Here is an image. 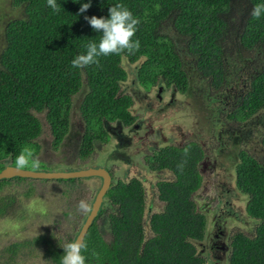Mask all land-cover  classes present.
I'll return each instance as SVG.
<instances>
[{
    "label": "trees",
    "instance_id": "trees-1",
    "mask_svg": "<svg viewBox=\"0 0 264 264\" xmlns=\"http://www.w3.org/2000/svg\"><path fill=\"white\" fill-rule=\"evenodd\" d=\"M261 2L91 0V7L78 14L76 0H57L61 4L58 13L47 6V0H12L22 13L7 20L0 49V171L27 147L34 150L33 157L38 153L44 126L40 115L49 127L53 148L61 145L71 127L75 95L81 97L77 111L84 125L78 143L82 160L94 152L95 143L108 141V122L132 123V98L123 93L120 84L127 78L121 62L124 58L130 63L139 61L136 75L143 87L164 82L185 93L191 67L200 80L218 91L212 98L216 100L213 107L217 119L227 127L225 132L214 134L215 142L201 144L191 139L182 145H164L145 157L149 170L172 173L170 180L156 182L157 198L164 206L148 218L144 217L142 180L112 181L83 237L88 246L86 264H203L206 259L197 254L195 242L203 239L206 217L196 208L194 193L202 183L200 162L207 151L219 147L230 152L238 149L235 189L245 195L246 214L257 221L251 234L236 231L230 236L228 263L264 264V124L259 120L262 128L255 134L247 129L264 114V16L257 19L252 15ZM118 3L140 21L133 37L140 41L139 49L73 68L71 61L100 37L84 17H107L109 7ZM242 72L246 75L241 76ZM222 135L227 139H221ZM255 136L261 154L248 147ZM29 179L33 178L0 179V221L22 216L24 208L16 191L4 190ZM72 179L76 178L57 180ZM63 196L58 208H63ZM91 202L92 198L85 211L68 204L64 209H76V216H82L84 222ZM77 204L76 199L73 205ZM68 210H61V215H68ZM77 233H41L10 242L0 248V264L21 263L24 249L30 246L43 248L50 264H60L61 247Z\"/></svg>",
    "mask_w": 264,
    "mask_h": 264
},
{
    "label": "rangeland",
    "instance_id": "rangeland-1",
    "mask_svg": "<svg viewBox=\"0 0 264 264\" xmlns=\"http://www.w3.org/2000/svg\"><path fill=\"white\" fill-rule=\"evenodd\" d=\"M11 2L12 0H0V49L4 42V25L7 20L20 17L22 13ZM121 62L127 71V79L122 83V89L135 98L131 112L137 115V121H140L141 128L139 129L137 126L123 128L118 123L109 124V140L107 143L97 142L95 152H98L100 156L103 155L104 158L107 153H113L116 148L115 159L111 162V166L119 170L116 171L117 174H122V168H129L131 175L144 176L146 189L144 216L148 218L151 211H157V208L162 207V203L158 200L155 189H153L154 181L161 177L171 178V174L165 172L156 177V173L149 171L145 157L151 154L152 150L163 145H182L191 139H196L201 144L215 142L214 134L225 132L227 127L216 117L217 109L213 107L216 100L207 94H210L208 84L200 80L191 67H188L189 89L185 93H179L174 87H165L163 83H158L147 89L139 87L136 75L139 61L130 63L124 58ZM240 75H246V73L242 72ZM159 86H163L160 92ZM159 96H161V100ZM79 98L81 97L78 94L72 99L74 105L70 117L71 127L67 139L57 148H53L49 128L43 116L40 115L44 123L43 132L38 138L40 149L34 157L30 156L31 165L22 169L50 172L70 171L79 168L70 163L74 162L75 155L73 156V153L75 152L73 151L74 144L71 145L69 142V140L78 139L84 128L77 111ZM259 120L264 124V114L258 115L251 127L246 126L248 130H254L252 134L262 128ZM112 130H116L119 136H114L113 132L115 133V131ZM224 135L221 136V139L225 137L226 140L227 137ZM256 139L257 136L249 141L248 147L261 154ZM122 140H124L123 147L117 148L116 144ZM236 150L238 149L234 148L232 152L223 150L221 154L210 153V162L206 163L202 170V187L194 195V200H197L198 207L206 217L202 243L207 246L211 238L215 236L217 228H224L230 239V236L236 231L251 234L257 224V221L250 218L245 212V195L235 189ZM24 152L33 154L34 150L27 147ZM10 165L17 167L16 159L10 161ZM77 183L78 188L67 190V194L66 190L61 189L62 187L73 188ZM99 187L98 179L90 180L84 177L70 181L29 179L24 184H10L4 192L7 190L16 191L24 212L17 219L0 221V248L10 242L26 240L41 233L55 232L59 236L74 235L79 231L83 217L76 216V209L68 210V208L64 209V206L69 205L71 208L76 206L78 211H85V209H80V203L84 202L87 206L93 193L97 192ZM226 189L232 192L229 196L226 194ZM63 194H66L65 198ZM62 196L63 208H58L62 202ZM76 199L78 204L73 205V201L76 202ZM61 210L65 212L68 210V215H61ZM230 210L231 212H229ZM102 225L108 230L107 221H103ZM195 244L198 252H206L208 247L203 248L205 250L202 251L198 242ZM24 252L26 255L22 254L23 259L19 264H50L43 255V248L30 246L26 247ZM216 259L208 257L206 264H216ZM226 259L227 256L220 263L228 264Z\"/></svg>",
    "mask_w": 264,
    "mask_h": 264
},
{
    "label": "clouds",
    "instance_id": "clouds-1",
    "mask_svg": "<svg viewBox=\"0 0 264 264\" xmlns=\"http://www.w3.org/2000/svg\"><path fill=\"white\" fill-rule=\"evenodd\" d=\"M76 2L80 4L78 14L85 13L86 10L91 7V0H88V2L86 3L83 2V0H76ZM47 6L51 8L54 13H58L61 9V4H58L57 0H47ZM252 15L257 19L264 16V0H262L261 3L257 4L253 8ZM84 19L95 32L100 33V37L98 40L90 41L86 45L85 52L77 55L71 61L73 68L82 69L92 64H98L99 58L102 56H109L113 54L118 55L125 50L139 49L140 41L138 39L134 40L133 37L137 31V26L140 21L124 4L118 3L114 6L109 7L107 17L101 16L98 18L97 16L93 15L91 17L85 16ZM123 82L120 83L121 87ZM158 83L164 84V82H157L155 85H157ZM138 84L141 85L139 82ZM164 86L167 87L165 84ZM211 87L212 86H209V95L211 98H216V93H218V91L212 89ZM162 88L163 86H159V92L162 90ZM30 156V152H22L21 154H19L16 158L17 167L24 168L26 166H30ZM79 207L81 210H84L87 206L84 202H81ZM87 247V243L83 238L67 241L61 247L63 249V254L60 256V264H86L87 257L84 255V252L87 250ZM229 254L230 251L226 255L227 263Z\"/></svg>",
    "mask_w": 264,
    "mask_h": 264
},
{
    "label": "flooded vegetation",
    "instance_id": "flooded-vegetation-1",
    "mask_svg": "<svg viewBox=\"0 0 264 264\" xmlns=\"http://www.w3.org/2000/svg\"><path fill=\"white\" fill-rule=\"evenodd\" d=\"M141 85H139V87H140ZM142 87V86H141ZM143 88V87H142ZM145 89H146V87H144ZM121 89H122V87H121ZM122 91H123V93L124 94H128V95H131V94H129V93H126L123 89H122ZM132 96V95H131ZM132 98V100H131V105H130V107H129V110H130V112H131V108L133 107V105H134V102H135V98L132 96L131 97ZM159 99L161 100V96H159ZM131 116L132 117H134V120L132 121V123H130V124H128V125H125V124H123V123H121V122H118L117 120L116 121H113V122H108V124L106 125V128H107V130L109 131V129H108V127L110 126L109 124H111V123H118V125H121V126H123V128H128V127H131V126H137V128H141V125H140V121H137L138 119H137V115H135V114H133L132 112H131ZM112 131H115V133L113 132V135L114 136H119V134L118 133H116V130H112ZM67 136H68V134L66 135V137L62 140V142H61V144L63 143V142H65V140L67 139ZM79 136V135H78ZM148 136V135H147ZM108 140H109V137H108ZM79 138L78 139H76L75 138V141H74V139L71 141V140H69V142H70V144L72 145V144H74L73 145V147H74V149H73V151L75 152V153H73V156H74V162H70V163H73V165L74 166H77V167H79V168H77V169H75V170H78V169H83V168H89V167H95V168H104L109 174H110V177H111V183H110V186H111V184H112V181H116L117 179H119V180H122V181H129V180H131V179H133V178H139V179H141L142 180V183H143V186H144V176L143 175H139V176H137V175H131L130 173H129V168H127V169H121V170H123L122 171V174L121 175H118L117 174V172L116 171H119L118 169H114V168H112V166H111V162L112 161H114V159H115V151L117 150L116 148H114V151H113V153H111V152H109V153H107V156H105L104 158L102 157V156H100V155H98V152H95V146L97 145V143H95V145H94V152H92V154L88 157V158H86L85 160H82L81 158H80V156H79V152H78V143H79ZM123 141L124 140H122L120 143H117L116 144V147L117 148H121V147H123ZM100 143H107V142H101V141H99ZM165 142V141H164ZM206 143H211V142H206ZM175 145V144H174ZM216 145H218V143L216 142V144H213V146L215 147ZM164 146V145H163ZM160 148V147H159ZM162 148V147H161ZM112 150V149H111ZM206 150H209V147L208 148H206ZM222 151H223V149H222V147H219V148H213V149H211V150H209V151H207V152H209V153H207L206 155H205V157L203 158V160L200 162V165H199V170H200V173H201V175H203V173H202V170H203V167L205 166V164L206 163H208V162H210V153H212V152H217V153H222ZM226 150H224V152H225ZM124 159H126V158H124ZM127 160H128V158H127ZM149 171H151V170H149ZM152 172H154V173H156V177H157V175L158 174H160V173H165V172H169L170 174H171V178H172V173L170 172V171H168V170H163V171H152ZM92 177H95V178H92ZM78 178H81V177H78ZM84 178H88V179H90V180H96V179H98L99 180V186L101 185V183H102V181H101V178L100 177H97V176H88V177H84ZM171 178H165V177H161V178H158L157 180H155L154 181V183H153V189H155V192H156V195H157V186H156V182L157 181H159V180H170ZM202 184H203V181H202V183H201V185H200V188L202 187ZM109 186V187H110ZM73 188H75V189H77L78 187H73ZM199 188V189H200ZM67 190H69V191H71V188H66ZM99 189V188H98ZM109 189V188H108ZM107 189V190H108ZM198 189V190H199ZM67 190H66V192H67ZM197 190V191H198ZM98 191V190H97ZM196 191V192H197ZM229 191V189H226V194H227V196H229L232 192H228ZM107 192V191H106ZM196 192L194 193V195L196 194ZM96 193L97 192H94V195L92 196V202H93V200H94V197H95V195H96ZM144 193L146 194V189H145V186H144ZM106 194V193H105ZM105 194H104V196L102 197V201H101V203H100V207H101V205H102V203H103V200H106V197H105ZM146 198V197H145ZM217 199V198H216ZM159 200V199H158ZM92 202H91V205H92ZM161 203H162V207H160V208H157L158 210H160V209H162L163 208V206H164V203L161 201ZM195 203H196V208L198 209V210H200L201 212H202V210H201V208H199L198 207V204H197V200H195ZM145 204H146V201H145ZM99 207V208H100ZM206 209V208H205ZM99 210V209H98ZM157 210V211H158ZM232 210V209H231ZM231 210L229 211V212H231ZM153 212H155V211H151L150 212V214L151 213H153ZM203 213V212H202ZM145 214V213H144ZM205 215V214H204ZM145 217V216H144ZM83 224V223H82ZM147 229V228H146ZM215 236L213 237V238H211V240L209 241V243H208V246L207 245H205V244H203L202 242V240L204 239V236H203V239L201 240V241H197L198 242V245L199 246H201V248H202V251L203 250H205V249H203V248H206V247H208L207 248V250H205L206 252L205 253H203V252H198V250H197V254H201V255H204V258L206 259L205 261H204V263L203 264H206V262H207V260H208V257H210V258H217L216 259V264H221L220 262H222V261H224V258L226 257V255L229 253V251H230V241H229V234L227 235L226 233H225V231H224V228L223 229H221V228H217L216 229V231H215V234H214ZM196 249H197V247H196ZM210 255V256H209Z\"/></svg>",
    "mask_w": 264,
    "mask_h": 264
},
{
    "label": "water",
    "instance_id": "water-1",
    "mask_svg": "<svg viewBox=\"0 0 264 264\" xmlns=\"http://www.w3.org/2000/svg\"><path fill=\"white\" fill-rule=\"evenodd\" d=\"M14 176L19 177H28V178H41V179H67V178H78V177H88V176H97L101 178V185L94 197V200L91 205V209L85 218L83 224L81 225L78 234L75 239L83 238L91 225V222L96 217L98 209L100 207V203L102 201V197L106 193L107 189L111 183L110 174L104 168H83L78 170H70V171H34L27 170L15 167L13 165H6L0 171V179L3 178H11Z\"/></svg>",
    "mask_w": 264,
    "mask_h": 264
}]
</instances>
